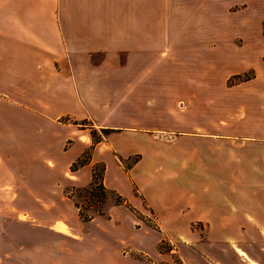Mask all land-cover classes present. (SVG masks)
<instances>
[{"label":"crops","instance_id":"obj_1","mask_svg":"<svg viewBox=\"0 0 264 264\" xmlns=\"http://www.w3.org/2000/svg\"><path fill=\"white\" fill-rule=\"evenodd\" d=\"M230 1L0 0V217L33 214L34 199L40 200L41 210L48 208V177L36 176L34 180L32 174L22 175L18 168H33L34 151L43 160L36 167L48 170L55 165L49 163L51 146L65 139V125L59 118L68 117L73 123L90 120L109 136L121 127L131 129L101 122L93 113L97 104L101 108L121 98V88L132 86L123 82L128 80L127 73L160 69L159 65L144 64L145 48L152 50L160 41L162 27L161 17L154 12L146 16V9H169L170 14L174 9H201L199 14L207 16L202 9L231 8L236 3ZM95 55H101L102 61L94 62ZM123 57L125 63L114 62ZM133 59L138 62L132 63ZM67 130L68 137L76 140V151L87 146L86 142L78 146L77 141L87 129L69 124ZM159 132L170 140L158 138L156 145L133 149L139 157L129 169L109 155L112 146L104 152L101 145L94 147L92 161L109 156L131 192L123 194L118 184H109L106 168L104 190L119 196L120 205H130L142 214L150 212L160 227L163 221L171 231H187L199 224L208 235L200 241V256L191 255L195 264H264V136L224 130ZM160 142L172 146L179 156L159 162ZM141 164L144 166L139 169ZM86 167L68 177L71 186L84 187L91 182V174L83 171ZM199 183L206 193L198 196L186 191ZM34 184L40 187L39 192H34ZM116 207L109 209L110 219L105 221L122 220L115 218ZM188 208L192 209L189 214ZM43 226L42 239L48 237L47 232L75 238L74 231L81 228L75 218L66 224ZM101 227L104 229L94 232L104 251L100 257L106 261L114 238L105 229L108 225ZM3 229L0 224V231ZM29 238L25 239L28 258L32 255V236Z\"/></svg>","mask_w":264,"mask_h":264},{"label":"rangeland","instance_id":"obj_2","mask_svg":"<svg viewBox=\"0 0 264 264\" xmlns=\"http://www.w3.org/2000/svg\"><path fill=\"white\" fill-rule=\"evenodd\" d=\"M230 2L236 4L231 8L202 9L207 16L199 14L201 9H174V14L169 9L145 10L146 16L152 12L160 16L162 27L160 41L155 42L152 50L145 48L144 64L159 65L160 69L127 73L128 80L123 82L133 87L121 88V98L101 108L97 104L93 113L101 122L128 126L130 131L121 127L109 136L107 130H98L90 120L73 123L68 117L58 119L65 125L62 126L65 139L51 146L49 163L55 165L48 170L36 167L43 160L34 151L33 168H18L20 174L30 173L34 180L36 176L48 177V208L41 210L40 200L34 199L33 214L20 212L0 217L4 228L0 231V264H187L186 258L188 264H195L191 255L200 256V241L208 233L199 224L187 231L174 232L163 221L160 227L150 212L142 214L130 205H120L119 196L104 190V168L108 183L118 184L123 194H130L126 178L112 159L127 169L139 157L133 149L156 145L158 138L170 140L159 131L189 130L201 134L224 130L249 137L264 136V0ZM93 61L101 62V55H95ZM114 62L126 61L123 57ZM69 124L87 129L77 140L78 146L87 143L80 151L74 149L76 140L68 137ZM103 140L105 143H100ZM97 144L103 152L112 146V152L107 150L112 159L103 156L104 160L93 162ZM160 145L159 162L179 156L167 143ZM121 147L130 150L123 151ZM74 153L79 155L69 162ZM21 162L18 156V164ZM81 163L87 165L83 171L91 174V182L84 187L71 186L67 179ZM191 180L195 181V177ZM36 186L33 185L34 192H39L40 187ZM186 191L198 196L206 193L200 183ZM114 206L118 211L115 218H122L119 223L105 221L110 219L108 211ZM191 210L188 208L187 214ZM72 218L81 224L80 230L74 231L75 238L51 232L41 238L45 232L40 226L66 224ZM90 225L94 228H89ZM101 225H108L105 229L114 238L106 261L100 257L104 251L97 245L94 232L103 230ZM29 235L32 255L28 258L25 239Z\"/></svg>","mask_w":264,"mask_h":264},{"label":"trees","instance_id":"obj_3","mask_svg":"<svg viewBox=\"0 0 264 264\" xmlns=\"http://www.w3.org/2000/svg\"><path fill=\"white\" fill-rule=\"evenodd\" d=\"M104 130H106V129H104ZM137 161H138V157H135L134 160H133V162L127 167V169L131 168ZM82 166H84L83 163L80 164V167H82ZM104 170H105V168H104Z\"/></svg>","mask_w":264,"mask_h":264}]
</instances>
